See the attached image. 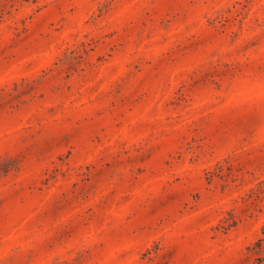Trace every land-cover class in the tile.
<instances>
[{
    "label": "rangeland",
    "instance_id": "rangeland-1",
    "mask_svg": "<svg viewBox=\"0 0 264 264\" xmlns=\"http://www.w3.org/2000/svg\"><path fill=\"white\" fill-rule=\"evenodd\" d=\"M0 264H264V0H0Z\"/></svg>",
    "mask_w": 264,
    "mask_h": 264
}]
</instances>
